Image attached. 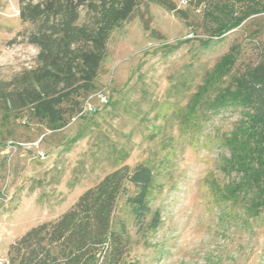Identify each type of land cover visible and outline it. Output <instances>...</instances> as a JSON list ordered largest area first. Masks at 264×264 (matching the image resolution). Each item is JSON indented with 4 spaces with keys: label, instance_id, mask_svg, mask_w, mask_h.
I'll use <instances>...</instances> for the list:
<instances>
[{
    "label": "rangeland",
    "instance_id": "374dc122",
    "mask_svg": "<svg viewBox=\"0 0 264 264\" xmlns=\"http://www.w3.org/2000/svg\"><path fill=\"white\" fill-rule=\"evenodd\" d=\"M19 1L0 0V80L37 63L38 49L23 35L33 25L21 22ZM165 2L174 9L140 0L111 31L94 86L57 103V120L38 117L31 107L0 110V264L12 242L57 218L112 168L110 145L127 150L124 163L130 168L145 164L153 173L150 212L141 228L126 200L136 192L134 185L126 183L117 199L112 221L123 222L130 238L121 264H264V211L246 215L241 202L223 200L211 187L223 188L237 177L222 170V156L229 155L222 140L237 129L242 109L207 110L199 136L191 137L167 120L164 103L171 95L170 102L185 104L232 45L236 60L222 84L259 60L264 0H218L198 8L183 0ZM252 10L216 35L222 24ZM85 17L82 10L80 22ZM179 75L191 82L172 90ZM101 94L108 104H99ZM87 104L96 112H85ZM155 212L159 223L152 228Z\"/></svg>",
    "mask_w": 264,
    "mask_h": 264
},
{
    "label": "trees",
    "instance_id": "16d2710c",
    "mask_svg": "<svg viewBox=\"0 0 264 264\" xmlns=\"http://www.w3.org/2000/svg\"><path fill=\"white\" fill-rule=\"evenodd\" d=\"M152 1L174 9L166 6V0ZM185 1L198 8L218 0ZM139 2L20 0L21 22L33 25L23 33L24 39L37 47V63L8 80H0V110L15 112L31 107L36 116L57 120V103L80 88L94 86L111 31L130 18ZM82 10L86 17L80 22ZM254 12L247 11L222 24L216 35L222 36ZM236 55V46L232 45L206 70L185 104L170 102L171 95L164 103L169 110L167 120H174L172 125L180 135L191 137L199 136L208 111L218 112L228 106L242 109L237 129L222 140L229 151L228 156H222V170L234 171L237 177L223 188L211 187L223 200L241 202L244 214L257 217L264 211V48L253 66L231 75L222 84L220 81L230 73ZM190 82L188 77L179 75L171 89L182 91ZM108 153L112 168L57 218L30 227L12 242L2 264H121L130 238L123 222L113 224L117 199L125 192L126 183L134 185L136 192L126 200L141 228L150 212L147 197L153 186V173L145 164L130 168L124 163L128 152L123 147L110 145ZM158 223L159 213L155 212L149 226L155 228Z\"/></svg>",
    "mask_w": 264,
    "mask_h": 264
},
{
    "label": "built area",
    "instance_id": "2783aa9c",
    "mask_svg": "<svg viewBox=\"0 0 264 264\" xmlns=\"http://www.w3.org/2000/svg\"><path fill=\"white\" fill-rule=\"evenodd\" d=\"M185 2V0H183ZM107 96L105 95H99V104L104 105L107 103ZM97 110V107L91 104H87L84 108V111L88 113H95ZM40 156H43V152H39Z\"/></svg>",
    "mask_w": 264,
    "mask_h": 264
}]
</instances>
